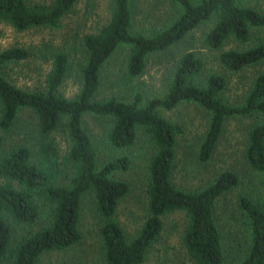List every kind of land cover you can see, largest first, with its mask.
I'll return each instance as SVG.
<instances>
[{
  "label": "trees",
  "instance_id": "trees-1",
  "mask_svg": "<svg viewBox=\"0 0 264 264\" xmlns=\"http://www.w3.org/2000/svg\"><path fill=\"white\" fill-rule=\"evenodd\" d=\"M74 1L53 0L48 6H29L26 0H0V20L16 30L42 25L55 27ZM174 1L180 7L178 16L165 28L146 36L131 31L130 0H113L108 21L97 32L83 37L85 60L80 88L74 98L57 93L67 69L68 58L63 51L52 54L43 91L20 89L0 74V131L7 132L18 110L27 108L36 117L39 134L35 162L25 146L12 148L0 158V263L8 249L10 264H36L42 252L62 250L77 242L79 204L82 196L91 192L95 210L103 219L99 227L103 264H140L161 231V216L176 210L183 211L187 217L181 242L192 263L222 264L214 203L237 184V176L230 170H222L204 188L195 191L173 185L170 172L175 137L180 129L161 116L158 109L169 110L181 101H191L208 112L207 127L196 151L198 161L205 162L226 117L264 115V71L254 78L241 104L226 105L218 97L225 87V78L211 73L201 84L194 82L202 61L194 52L185 51L173 64L162 94L143 103L139 94L130 102L115 97L104 101L93 99L99 86L100 69L118 45L130 47L125 73L134 78L143 72L149 54L167 49L202 21L215 19L203 36L204 44L215 50L228 39L245 42L251 27L264 25L261 13L242 5L246 0ZM27 55L21 47L3 49L0 67ZM263 59L264 41L243 50L224 49L218 54V61L228 70H238ZM84 114L107 117L106 141L113 149L130 147L137 126L145 130L153 146L146 168L148 214L130 240L124 237L113 217L116 203L126 194L128 185L112 177L114 171L129 166V158L119 154L97 165L94 144L82 126ZM61 126L69 141L62 158L69 169L65 180L59 179L57 149L52 138V133ZM244 156L250 168L264 176V121L249 129ZM39 199L51 206L49 223L22 236L9 248L10 228L2 214H8L17 224L32 225L37 218ZM237 208L246 219L249 237L246 252L236 264H264V205L240 197Z\"/></svg>",
  "mask_w": 264,
  "mask_h": 264
},
{
  "label": "rangeland",
  "instance_id": "rangeland-1",
  "mask_svg": "<svg viewBox=\"0 0 264 264\" xmlns=\"http://www.w3.org/2000/svg\"><path fill=\"white\" fill-rule=\"evenodd\" d=\"M52 2L53 0H26L29 6H48ZM129 4L131 31L146 36L168 26L180 13V7L174 0H130ZM242 5L249 6L264 16V0H246ZM112 9L113 0H75L55 27L42 25L16 30L8 22L0 20V51L21 47L28 53L22 60L9 61L2 65L0 74L20 89L43 91L52 54L63 51L68 62L57 93L65 98H74L80 88V72L85 60L83 37L97 32L108 21ZM214 21L213 17L202 21L167 49L149 54L145 59L143 72L138 77L131 78L125 73L129 45H118L100 69L99 86L93 99L104 101L115 97L130 102L135 94H139L143 103L147 98L160 95L175 61L183 52L191 51L202 61L201 71L194 82L201 84L211 73L222 75L225 78V87L219 92V99L226 105L241 104L254 78L264 71V59L238 70H228L218 61V54L224 49L243 50L264 41V25L251 27L245 42L236 43L228 39L220 49L215 50L209 49L203 41L205 32ZM158 113L180 129L175 137L170 172L173 185L195 191L204 188L222 170H230L236 174L237 184L216 199L213 209L220 233L222 264H236L246 252L249 237L246 219L237 208V202L240 197H247L253 203L264 205V176L252 170L244 156L248 131L255 124L263 122L264 115L253 113L226 117L209 159L200 162L196 151L207 127L208 112L194 102L181 101L169 110L158 109ZM108 123L105 116L84 114L82 117V126L95 147L97 165L119 154L129 158V166L125 170L114 171L112 177L128 185L126 194L116 203L113 217L121 227L124 237L130 240L148 214L146 168L153 146L145 130L137 126L135 140L130 147L113 149L106 141ZM0 137V158L12 148L25 146L30 150L31 160L36 161L39 134L36 117L31 110H18L8 131H0ZM52 138L57 149L59 179L65 180L69 169L64 166L62 158L69 141L64 127L54 131ZM50 212L51 206L39 199L37 218L32 225L17 224L8 214L3 213L2 216L10 228L9 248L22 236L46 226L50 221ZM161 221V231L147 249L140 264H193L181 242L187 224L185 213L179 210L168 212L161 216ZM102 222L103 219L95 210L93 194H84L78 212L79 240L62 250L42 252L36 264H103L99 238ZM10 262L8 249L0 264Z\"/></svg>",
  "mask_w": 264,
  "mask_h": 264
}]
</instances>
